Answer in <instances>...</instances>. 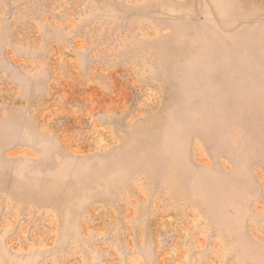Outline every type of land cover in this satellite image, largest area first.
I'll return each mask as SVG.
<instances>
[{"label":"rangeland","instance_id":"1","mask_svg":"<svg viewBox=\"0 0 264 264\" xmlns=\"http://www.w3.org/2000/svg\"><path fill=\"white\" fill-rule=\"evenodd\" d=\"M0 264H264V0H0Z\"/></svg>","mask_w":264,"mask_h":264}]
</instances>
